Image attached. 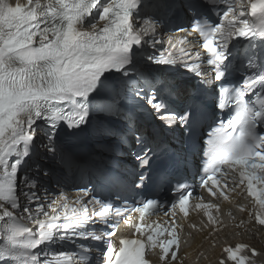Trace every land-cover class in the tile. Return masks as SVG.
<instances>
[{"label":"snow or ice","instance_id":"obj_1","mask_svg":"<svg viewBox=\"0 0 264 264\" xmlns=\"http://www.w3.org/2000/svg\"><path fill=\"white\" fill-rule=\"evenodd\" d=\"M178 16L187 24L176 28L183 37L169 39L168 50L149 53L162 45L160 24ZM191 43L205 50L206 60L184 47ZM184 58L197 82L181 89L155 66ZM145 106L164 128L199 142L201 187L228 200L225 189L244 186L264 225V0H0V264H92V246L77 249L78 240L100 245L97 264H151L146 253L157 247L163 264L178 260L175 213L189 216V186L176 182L166 224L144 223L162 207L161 200L147 198L150 186L170 183L166 171L151 174L152 161L168 149L133 132L140 171L130 179L102 148L112 137L127 144L119 125L131 130L134 111ZM84 133L101 145L97 151H74L58 138ZM37 144L55 167L22 169ZM69 174H87L93 187H78L74 199L63 191L49 196L41 181L56 177L61 184ZM127 183L145 198L117 206L110 186ZM195 208L204 210L214 231L223 227L212 212L219 204ZM134 213L139 223H132ZM121 221L134 232L114 243ZM65 242L74 248L55 250ZM223 252L234 264H255L249 253L258 255L246 244Z\"/></svg>","mask_w":264,"mask_h":264},{"label":"bare ground","instance_id":"obj_2","mask_svg":"<svg viewBox=\"0 0 264 264\" xmlns=\"http://www.w3.org/2000/svg\"><path fill=\"white\" fill-rule=\"evenodd\" d=\"M10 2L14 4L16 2V0H10ZM160 36L161 35L159 32V29H157L158 39ZM162 50H163V47H162ZM184 61H185V59L178 60L177 64L174 67H178V63L184 62ZM182 72H183L182 69L177 68V73L180 76V81L185 80V78L182 75ZM180 86H181V89H184L182 83L180 84ZM151 117L152 118L150 120H148L147 123L154 125L155 123L160 122L155 118V114L152 113ZM121 125L123 126V124H121ZM168 131H170L169 135H167V133L159 130L160 134L162 136H164L168 142H170V138L172 137V135L175 134L176 130L175 131L168 130ZM114 139H115L114 137L106 138L107 141H109L111 143L112 142L116 143V141ZM40 146L42 147V149H44L42 144H40ZM34 150H35V156H36L37 152L39 150L38 144L34 147ZM121 150L123 153V151H125V148L121 147ZM117 151H118V149L112 150L111 155H112L113 159L123 167V165L126 164V162H129V158L126 156H123L121 154H118ZM35 156L32 155L31 159L26 161V163L22 167L23 168H29L30 164H31V160ZM62 186H63V184L62 183L57 184L56 177H53L52 183L49 184V189H51V190L48 191V195L49 196H56V194H54L53 191L55 189H62ZM40 194H43V193L41 192ZM5 207H7V205H5ZM251 212H252L251 210L247 209V213L251 214ZM166 223L167 222H163V224H166ZM235 232L236 233L234 235H230L227 230L224 231V235L226 237L225 240L222 243H219L218 245L215 246V249H214L215 254L212 253L211 258H209V259L213 260L214 264H220V261L222 259L225 260V264H230V262L227 261V259H226L227 255L222 256L220 259L217 258L219 255V251L221 249H224L225 247H228V246H236L237 244H246L249 246L250 249H255L256 252L258 253V255H256V256H251V253H249L250 258L255 262V264H264V232L259 234V232H261V229H260V226L258 225V223L248 216H240L237 220V223H236ZM61 247H62L61 249H56V251H60L62 249L63 250H72V249H68V246H65V245H62ZM197 248H198L197 249L198 251L206 250V248L204 246H200ZM195 256H196V254L195 253L192 254L190 248H184L182 250V253H181V260L176 261L173 264H196ZM200 259H202V260L198 264H206V258H200ZM93 262H94V259H92V264H93Z\"/></svg>","mask_w":264,"mask_h":264},{"label":"rangeland","instance_id":"obj_3","mask_svg":"<svg viewBox=\"0 0 264 264\" xmlns=\"http://www.w3.org/2000/svg\"><path fill=\"white\" fill-rule=\"evenodd\" d=\"M165 38H163V40H164ZM39 145V150H38V152H37V155L39 154V153H41V154H39V156H38V158H37V160L35 161V163H33V165H35V164H40L42 167H44L46 170H50V169H52V167H53V165H54V163L52 162V161H50L49 159H48V157L47 156H45V149L43 150L42 149V147L40 146V144H38ZM41 147V148H40ZM36 155V156H37ZM35 156V157H36ZM34 158V157H33ZM33 160V159H32ZM31 160V164H32V161ZM30 164V165H31ZM32 165V166H33ZM32 166H30L29 168H31ZM44 181H47V179H44ZM42 183V182H41ZM42 185H44L43 183H42ZM44 187V186H43Z\"/></svg>","mask_w":264,"mask_h":264},{"label":"clouds","instance_id":"obj_4","mask_svg":"<svg viewBox=\"0 0 264 264\" xmlns=\"http://www.w3.org/2000/svg\"><path fill=\"white\" fill-rule=\"evenodd\" d=\"M253 220H255V221L257 222V220H256V219H253ZM257 223H258V222H257ZM258 225L260 226V224H259V223H258ZM260 229H261V227H260ZM263 232H264V230H262V229H261V232H259V234H260V233H263Z\"/></svg>","mask_w":264,"mask_h":264}]
</instances>
